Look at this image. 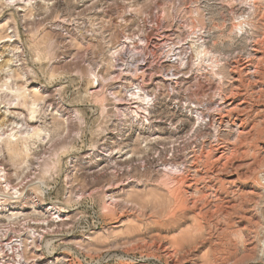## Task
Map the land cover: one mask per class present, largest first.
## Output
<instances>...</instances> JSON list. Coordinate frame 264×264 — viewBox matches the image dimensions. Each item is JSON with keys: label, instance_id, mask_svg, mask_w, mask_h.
<instances>
[{"label": "rangeland", "instance_id": "374dc122", "mask_svg": "<svg viewBox=\"0 0 264 264\" xmlns=\"http://www.w3.org/2000/svg\"><path fill=\"white\" fill-rule=\"evenodd\" d=\"M154 28L174 30L175 53L182 55L175 65L188 66L196 80L188 94L185 87L176 94L204 109L211 101L219 106L190 140L200 125L189 108L173 113L177 95L156 96L153 117L171 120L151 131L130 126L127 115L120 120L109 94L121 93L111 52ZM263 40L264 0H0V168L26 198L0 210V232L9 229L23 242L28 264H170L152 243L179 245L181 264H264V71L255 73L264 68L257 50ZM212 57L219 67L212 68ZM93 72L107 79L100 88ZM239 94L250 105L247 133L234 120ZM19 140L18 153L8 154ZM160 154L184 162L182 185H167L153 161ZM220 157L227 165L222 179L239 167L249 180L235 186L209 180ZM212 182L224 186L218 196L206 187ZM228 198L255 206L257 225L228 215L221 207ZM183 199L197 208L179 209ZM50 205L69 217L45 229Z\"/></svg>", "mask_w": 264, "mask_h": 264}, {"label": "bare ground", "instance_id": "6f19581e", "mask_svg": "<svg viewBox=\"0 0 264 264\" xmlns=\"http://www.w3.org/2000/svg\"><path fill=\"white\" fill-rule=\"evenodd\" d=\"M245 23L246 24H252V23L247 22V21ZM243 24H244L243 22H240V24L237 26V28L242 29ZM151 31L152 32L149 36L147 34V36L139 35L135 38H128L131 40V42H129L128 44L121 43L120 49L118 48V50H114L111 52L110 64L112 66V69L114 68V71H115V72L112 71L114 73V75H113L114 78L116 79V81H120V83H121V85L119 86V88L121 89V93L119 95H117V94L110 92L109 94L112 95L113 100H115L116 104L119 105V107H117L116 109H117L118 114L120 115L119 116L120 120L125 119V118H123V119L121 118L122 115H125V116L127 115V117H129V119H130L129 120L130 126L132 124L133 125L137 124L139 126L141 125L143 127H146L148 125V129H150V130L154 126L155 122L160 123V122H166L167 120H169V121L171 120L170 119L171 116L168 117L167 119H165L166 116H165V118L162 117V119L160 117H158L157 115H156L157 117H153L154 116L153 115L154 110L156 109L157 97L159 98V96H157V95H159L161 91H166L167 95H165V96H167L170 99L177 95V97L175 99H173V100H176L175 105L170 108V109H173V113H175V114L179 113L180 115H183V113L185 112L184 110L189 108L187 110V112L190 113V115H192L191 117H193L195 119L193 125H196V124L200 125L198 127V129L195 130L193 135L191 137L187 138V140H190L192 137L196 136L197 133L198 134L200 133V128H202L204 121H206V119L210 118L208 111L212 110L214 107H216L218 105H216L215 102L211 101L210 103L206 104V106H205L206 108L204 109L202 107V105L200 106V104L195 103L193 101L192 97H190L189 95L186 97L183 96L184 98H181V96L176 94L177 92H175V90H176V88H179V87L180 88L185 87V91H184L185 93L184 94H186V93L188 94V92H190L193 88L196 87V82H195L196 80L193 82V80L191 79L192 75H188V74H190V68H188V66L187 67L186 66L176 67V65H175L176 63L182 62V58H181L182 55L180 53L179 54L175 53V51H176L175 45H177V44L175 43L173 36H172V32H174V30L172 28H170V29H166V28L156 29V28H154ZM260 44L263 45V47H261V48L259 47V49H257V50L261 53V56H260V62H261L260 65H261L262 63H264V40L259 42V45ZM167 48H169L168 51L165 50ZM165 51H167L166 54H165ZM205 52H206V50H205ZM177 56H179V57H177ZM167 57H169V59H167ZM174 57H177V58H175V60H173ZM208 62H210L212 68L213 67L214 68L219 67L218 60L215 59L214 57H212ZM242 70L243 69H239L237 67V69L235 71L238 72V71H242ZM261 71H264V68L263 67L262 68L257 67V69L255 70V73L261 74ZM110 73H111V71H110ZM240 74H241V72L239 73V75ZM91 75H93L95 77V82L98 83L96 87H99L100 83L103 84L104 81L107 80L105 78V76H103L101 74H95L93 72V73H91ZM257 76L259 78L260 75H257ZM258 78L256 79V81H259ZM248 82H249V80H248ZM251 82L252 81H250V83ZM96 91H98V90H96ZM261 91L264 93V89H262ZM260 94H261V92H260ZM240 96L242 97L241 104L238 107V110L236 111L237 114L235 116V119L234 118L233 119L235 121L239 119L240 120L239 127L243 129L241 131V133H247L248 131H246V129H247V125H248V123H247L248 118H247L246 112L248 111V108L250 105H249V102L246 100V94H242ZM16 106H13L12 108H16ZM122 106H124V107H122ZM218 110H219V108H217V111ZM33 113H35V111H33ZM187 115H189V114H187ZM187 115H185V116H187ZM164 119H165V121H163ZM249 120H250V118H249ZM31 121H36L34 119V116L32 117ZM180 124L186 125V123H184V121H181ZM254 124L255 123H253L252 125L250 124L251 126L249 129V133H250V130H252L254 128V126H255ZM180 126L181 125H179L178 128ZM210 129H212V128H210ZM144 130H145V128H144ZM192 130H193V128L191 129V131ZM34 131L36 134L40 133V130H34ZM176 131H178V129H176ZM181 138H182L181 136L176 137V141L178 142ZM20 142L21 141L19 140V141H16L14 144H11V146L8 147L7 153L8 154L14 153V155L16 153H18V151L20 150L19 149ZM185 142H186V140L182 141V143H185ZM7 143H8V141H7ZM164 145L167 146L168 143L164 144ZM160 151H162V150H160ZM155 153H158V152L156 151ZM87 157H88V154H87ZM146 158L147 157H144L143 159H141L142 165L141 164L140 165L142 166V169H144V168L146 169V163L148 162V159L146 160ZM210 159L208 158L205 161L206 165L211 164ZM153 161L156 163L155 167L162 170L164 173V176L166 177V180L169 183H171V184L167 183V185L172 186V183L182 185L184 183L183 174L185 173V171L181 167L182 165H184L183 164L184 162L181 164L180 163L177 164L173 158H166V157L162 156L161 154H160L158 159L153 160ZM202 161H204V160L202 159ZM212 164L214 166L216 165L217 168L215 169V171L213 173L211 172L212 174H211V176H209V180H213V181L218 180L219 183L227 182L230 185L235 186L237 183L243 182L242 180L244 177H246L247 179L249 178L246 176L247 174L244 171H242V169L239 170V167H236L235 169H233V171H231V173H229L227 171L226 175L228 178L226 181L225 179L221 178V175L225 174V173L223 174L224 170L227 169V165H226L225 161L222 162L221 157H220V158H216L215 160H213ZM248 166L249 165H247V167ZM202 167H203V165H202ZM246 178H244V179H246ZM0 179H2V181H0L1 182L0 185H2V187H3V193L0 192V210L6 211L7 209L10 210V209H14V208L19 207L18 205H15V203L18 201L11 200V199L25 198V195L23 194V192L20 191L18 186L12 184L8 180V178L6 177L5 169H3V168H0ZM203 181H204V179H203ZM208 183H209V181H208ZM206 187H208L212 191H215L214 194L216 196H218L220 194L219 189H222V187H224V186L221 184V187H220L217 184H215V182H212V183H210V185L209 184H208V186L206 185ZM234 191H236V190H234ZM6 194H9V195H6ZM250 194L254 195V192L251 191ZM216 196H214V198ZM234 196H236V194ZM38 197L39 196H35V198L37 199L36 202H39V205H44L43 199H40V197L39 198ZM207 197H208V193H206L205 199H207ZM111 199L114 200L115 198L112 196ZM250 201L252 202V199H250ZM186 202H187V200L183 199L182 202L178 205V208L185 210V211L186 210H193V209L195 210L197 208L196 204H193V206L191 207ZM221 207L226 211V213L228 215H234V216L236 215L239 218H241L242 220L246 221L249 225L250 224L251 225H257V222L256 221L254 222V218L256 217V214L254 213L253 210H255L254 209L255 206H254L253 210L250 208L248 210V209L243 207V202H239L236 198L233 200L228 198V199H226L225 204H222ZM238 210H244L243 212H246V211L247 212H246V214H243V215H237ZM45 211L49 214L48 219L46 218V220H42L44 222V223H42V225H45V229H47L46 226L50 227V223L55 224L56 222H58V221H56L57 219H60V221H65V220H68V217H69L66 214L68 212L67 210H64L63 208L56 206V205L55 206L50 205V208H48ZM196 215L201 216L202 213L199 211L196 213ZM2 217L3 216L0 215V218H2ZM39 225H41V224H39ZM244 228H246V227H244ZM26 229H28V227ZM8 231H9V229H8ZM8 231H6L4 233H8ZM29 231H30L29 233H31V232L36 233V231H39V230L38 229L36 230V229H34V227H31ZM32 240H33L32 241V244H33V242H35L34 238ZM13 243L14 242L8 241L6 238L0 237V264H22L21 260L15 258V257L10 262H8V260L5 259L6 258L5 257L6 251H8L10 249H18L23 244V242H21V244H20L21 246L20 245L17 246L16 244H13ZM152 244L153 245H150V247L154 246V254H156L157 252H160L162 254L164 253V255L168 259H170V264H181V259H180L179 255L181 254L182 249L180 250V248L178 247L179 245L177 247L174 245L170 247V246H165V245L160 244V243L159 244L152 243ZM25 246H27V244H25ZM31 246H33V245H31ZM128 255L130 257V254H128ZM21 259H24V257L22 256ZM120 259L121 258H119V260ZM124 260H126V259H124ZM34 261H35V259H34ZM124 264H130V262L126 260ZM167 264H168V262H167Z\"/></svg>", "mask_w": 264, "mask_h": 264}, {"label": "built area", "instance_id": "2783aa9c", "mask_svg": "<svg viewBox=\"0 0 264 264\" xmlns=\"http://www.w3.org/2000/svg\"><path fill=\"white\" fill-rule=\"evenodd\" d=\"M12 234H14V233H6V234L0 233V237L6 238L8 241H12V242H14L13 244H16L17 246H19L21 244L20 243L21 240L20 239L19 240L14 239L12 237ZM20 248H18L19 250L18 249H10V250L6 251V255H5L6 258L5 259H7L8 262H10L15 257L17 259H20L22 264H28V262H26L24 259H21V257L23 256V253H22Z\"/></svg>", "mask_w": 264, "mask_h": 264}]
</instances>
